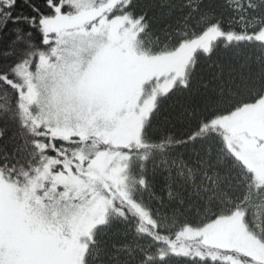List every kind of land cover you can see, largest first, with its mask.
Wrapping results in <instances>:
<instances>
[{"label":"snow or ice","instance_id":"snow-or-ice-1","mask_svg":"<svg viewBox=\"0 0 264 264\" xmlns=\"http://www.w3.org/2000/svg\"><path fill=\"white\" fill-rule=\"evenodd\" d=\"M43 7L36 0H0V36L14 35L11 44L19 45L15 55L11 51L0 53V87L6 89L10 94L11 108L18 112L22 126L29 129L31 139H25L23 145L16 149L17 155L11 157L7 154L0 155V177L11 184L27 186L33 176L39 171L33 165H40L45 156H57L63 160V155H71L67 149H80L87 144L97 145V152L103 154L110 146V142L104 134L97 129H79L69 137L60 138L52 135L53 126L40 120V113L33 110L34 84L53 69L60 67L64 58L69 53L73 59L87 57L90 62H99L103 59V47H96L95 42L102 40L107 44L109 26L117 22L127 23L135 34H144L149 25L146 23L148 17L141 13L136 15L134 8L136 0H91V7L95 14L87 20H78L81 5L79 0H42ZM165 5H161L164 7ZM201 5L190 7L191 12L201 10ZM63 18L69 22V27L63 31L53 30L49 24ZM168 38L160 45V49L151 55L138 56L139 59L151 62H167L172 58H180L174 67L150 72L146 78L140 80L133 86V91L139 88L141 92L147 89L150 93L143 104L137 103L132 106V111L139 122L142 134L150 133L153 121L161 110L162 102L176 99L180 104L181 111L188 117V132L180 145L198 142L204 149L203 158L199 161L202 175L207 178L208 170L215 171L217 177L221 176L218 165L221 162L219 156L213 155L212 145H218L216 151L221 149L228 152L233 161L241 164L243 173L239 180L246 189V194L253 189L257 192L264 191V176L253 172L249 166L240 160L239 154L233 149L226 136H220L214 131L222 127L224 122L243 110L245 107L264 106V92L234 105L227 111L214 109L216 101L225 93L226 83L231 81L235 72L232 63V55L238 48L244 45H260L264 47V28L253 32L225 30L220 21L208 23L197 31L193 28L181 30L177 26L175 35L167 34ZM211 63L218 69L205 78L201 75L206 64ZM243 67V65H241ZM199 69V73H198ZM227 77V79H225ZM3 139V131H0V140ZM44 141V143H41ZM51 144L52 146H49ZM29 145L34 152H29ZM178 145V146H180ZM124 151L131 159V151L125 146ZM3 152L0 147V153ZM199 155V153H198ZM31 160L30 163L27 161ZM20 161H25L21 163ZM85 168L89 161L84 162ZM231 165H229L230 167ZM76 171L75 168L71 169ZM55 173L67 174V168L63 163H57L52 169ZM191 172L192 169L189 168ZM183 177V173H179ZM192 180L195 183L196 175L193 173ZM146 180L141 178L140 185L146 186ZM49 184L45 188L37 190L36 200L42 202L49 211L55 212L54 207L49 206L50 196ZM58 192L63 193L64 187L57 186ZM91 197V193H87ZM241 200L244 197L240 198ZM109 203H112L109 201ZM128 203L140 210V205L133 199ZM116 219L111 222L105 220L97 228L108 227L109 224L120 222L130 223L127 210L114 208ZM147 215V213H142ZM235 216L246 215L239 201L233 205L230 213ZM217 217L213 218L215 222ZM154 223V221H150ZM207 226H211L210 223ZM135 231L141 235H149L142 225H137ZM156 245L164 242L158 236H150ZM95 238L85 244L87 251L84 255V264H91L98 255L99 250L93 253ZM157 255L150 252L142 254L143 264H168L172 259L189 261L190 264H229L228 261L206 251H197L189 254L179 252L174 247L164 251L163 247L157 249ZM0 264L6 261L0 256ZM30 264H45L44 261H33Z\"/></svg>","mask_w":264,"mask_h":264},{"label":"rangeland","instance_id":"rangeland-1","mask_svg":"<svg viewBox=\"0 0 264 264\" xmlns=\"http://www.w3.org/2000/svg\"><path fill=\"white\" fill-rule=\"evenodd\" d=\"M80 12L78 20L87 18ZM87 12V11H86ZM93 16L94 9H90ZM53 30H65L69 22L63 18L52 21ZM136 30L127 23L109 26L112 37L103 47L99 62L87 57L73 59L65 56L62 65L36 80L33 110L40 120L53 126L52 135L71 137L75 130L97 129L104 134L112 148L140 146L142 132L132 106L143 104L150 95L147 89L133 91V86L147 74L174 67L180 58L167 62L139 59L136 51ZM233 149L250 169L264 176V106L245 107L222 127ZM97 145H86L76 152L77 161L48 159L33 176L30 187L15 186L0 177V256L6 264H84L85 244L92 239L94 228L106 220L110 204L104 202L111 189L120 187L125 199L129 197L128 155L122 151L93 153ZM89 161L85 168L84 162ZM63 163L67 174L52 171ZM71 167L76 171H72ZM49 188V211L36 200L37 190ZM107 184V185H106ZM106 185V186H105ZM57 186H63L59 193ZM91 193V197L87 196ZM209 225V224H208ZM200 228L185 229L186 239H201L222 249L236 251L264 264V243L246 226L244 215H227ZM180 252H186L183 247Z\"/></svg>","mask_w":264,"mask_h":264},{"label":"trees","instance_id":"trees-1","mask_svg":"<svg viewBox=\"0 0 264 264\" xmlns=\"http://www.w3.org/2000/svg\"><path fill=\"white\" fill-rule=\"evenodd\" d=\"M36 2L43 7L42 0ZM79 3L81 11L89 19L91 16L86 14H92L89 12L93 9L91 0H79ZM162 4L165 6L161 7ZM198 4L202 6L201 10L191 12L190 7ZM134 13H144L148 17V30L142 35L136 34L134 41L136 51L143 55L161 50L160 45L168 38L167 34L175 35L177 26L181 30L191 31L195 28L199 31L208 23L218 20L225 30L250 33L264 28V0H136ZM13 39L14 35L0 36V53L11 51L15 55L19 45L11 44ZM111 39L112 37H107L108 41ZM229 55L233 57L235 72L231 81L226 83L224 95L213 106L218 111H227L264 92V47L244 45L234 55ZM213 72H218V69L209 62L201 75L207 78ZM11 107L9 92L0 87V131H3V139L0 140L3 152L0 155L7 154L10 158L17 155L16 149L24 144L26 138L31 139L29 129L22 126L18 112L15 109L9 110ZM188 130V117L182 113L178 101H164L153 121L151 132L142 134V144L128 146L131 151L130 160L127 156L128 193L130 199L140 205V210L133 208L119 194L122 193L120 187L111 189L110 193L108 190V196L101 197L106 204H110L107 221L116 219L114 208H119L130 213V223H110L108 227L94 228L92 239L95 238L96 246L92 248V252L99 250V255L91 264H143L142 254L150 252L156 256L159 247H163L164 251H169L172 247L179 251L184 247L189 254L206 251L229 264H263L239 252L210 245L201 239H186L182 236L185 229L200 228L211 223L214 217L218 219L230 215L233 205L239 201L246 212L244 221L247 228L264 243V191L257 192L253 189L246 194V189L239 180L243 173L241 164L233 161L223 149L217 152L216 143L212 145V150L214 157L221 158L218 165L222 169L221 176L217 177L215 171L209 169L205 178L199 165L204 154L200 143L180 145ZM214 131L218 134L217 139L225 135L220 128ZM112 147L108 148L110 153L122 151L128 155L124 148ZM83 148L67 149L71 155L64 154L63 160L71 163L77 161L76 152ZM34 151L29 145V152ZM51 158H59V155L45 156L40 165L33 166L40 169ZM27 162L30 163L31 160ZM189 168L192 169L191 172ZM181 172L183 177L179 175ZM193 173L196 175L195 183L192 180ZM141 178L146 180V186L139 184ZM32 180L26 187L32 185ZM241 197L244 199L241 200ZM137 225H142L150 236H158L164 243L156 245L149 235L137 233ZM168 264L190 262L172 259Z\"/></svg>","mask_w":264,"mask_h":264}]
</instances>
